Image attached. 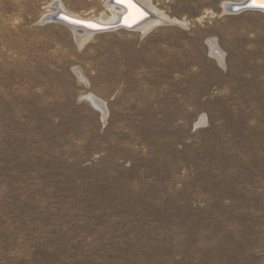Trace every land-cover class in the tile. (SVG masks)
Segmentation results:
<instances>
[{
	"label": "rangeland",
	"instance_id": "obj_1",
	"mask_svg": "<svg viewBox=\"0 0 264 264\" xmlns=\"http://www.w3.org/2000/svg\"><path fill=\"white\" fill-rule=\"evenodd\" d=\"M107 1L0 0V264H264V12Z\"/></svg>",
	"mask_w": 264,
	"mask_h": 264
},
{
	"label": "bare ground",
	"instance_id": "obj_2",
	"mask_svg": "<svg viewBox=\"0 0 264 264\" xmlns=\"http://www.w3.org/2000/svg\"><path fill=\"white\" fill-rule=\"evenodd\" d=\"M121 2H124L126 5V8L128 10L127 12V17H130V21H128L127 23L129 25H131L134 22H138L140 21L144 16H145V12L149 13L150 16L147 18H143V20H141V22H139L137 25H135L132 28H127V29H138L140 30L142 33L147 32L148 30H150L153 26L157 25V24H162V23H172V22H179L176 19H171L169 17H167L166 15H164L162 12L158 11L156 9V7H154L153 3L151 0H133L136 4H138L143 11H141V9L137 6H135L132 2L129 3V0H119ZM247 0H239V1H227L223 3V11L225 12H231L230 11V7L232 4H238V3H242L245 2ZM106 6L109 8V14L103 13L100 17H94V18H83V17H79L76 16L74 14H71L69 11L65 10L64 8L61 7L60 3L58 5L59 9L55 12H52L50 14H57L60 17H64V20H61L62 22H65L66 24L70 25V22L72 21L70 19H76V20H80V21H84L86 24L90 23V24H94V25H112L114 23H116L119 20L120 15L122 14V12H124L125 8L122 7L121 5L113 2L112 0H108L106 2ZM256 10H260L264 12V9L261 8H256ZM60 12V13H59ZM49 15V14H48ZM44 16L42 18L43 21H47L46 17L48 16ZM51 21V20H50ZM54 21V20H52ZM88 25V24H87ZM72 27V26H71ZM84 27V26H83ZM85 28V33L84 34H78L77 36V40L79 43H81L83 40H85L92 32H94V30L90 27H84ZM125 28V27H123ZM208 44L210 47V53L211 55H213L217 61L221 64L224 65L225 64V58H224V52L223 50L220 48V46L218 45V43L216 42L215 38H209L208 39ZM76 72L78 74L79 77H83L81 71L79 69H76ZM86 97L93 103L95 104V106H97L100 111L102 112V116L103 119L106 116L107 110H106V106L103 100L96 98L93 94L89 93L86 95Z\"/></svg>",
	"mask_w": 264,
	"mask_h": 264
},
{
	"label": "water",
	"instance_id": "obj_3",
	"mask_svg": "<svg viewBox=\"0 0 264 264\" xmlns=\"http://www.w3.org/2000/svg\"><path fill=\"white\" fill-rule=\"evenodd\" d=\"M113 2L121 5L122 7L125 8L124 12H122V14L120 15L119 17V20L112 24V25H103V26H100V25H94V24H90V23H85L84 21H80V20H76V19H73L70 17V19L72 20L70 22V26L72 27H80L82 28L83 26L84 27H90L94 30V32H97V31H105V30H110L112 28H116V27H125V28H132L134 27L135 25H137L139 22H141V20H143V18H147L150 16L149 13L143 11V9L138 5L136 4L133 0H131V2L139 7L141 9V11H143L145 13V16L138 22H134L132 23L131 25H129L127 22L130 21V17H127V8H126V5L124 2H121L119 0H112ZM256 8H260V7H257V6H252V0H247L245 2H242V3H238V4H232L231 7H230V11L233 12V13H236V12H240L242 10H246V9H256ZM64 18V17H63ZM62 17H60L59 15L57 14H49L46 19L47 20H54V21H61V20H64ZM62 22V21H61Z\"/></svg>",
	"mask_w": 264,
	"mask_h": 264
},
{
	"label": "snow or ice",
	"instance_id": "obj_4",
	"mask_svg": "<svg viewBox=\"0 0 264 264\" xmlns=\"http://www.w3.org/2000/svg\"><path fill=\"white\" fill-rule=\"evenodd\" d=\"M129 3H131V0H129ZM252 6H257L261 9H264V0H252Z\"/></svg>",
	"mask_w": 264,
	"mask_h": 264
}]
</instances>
